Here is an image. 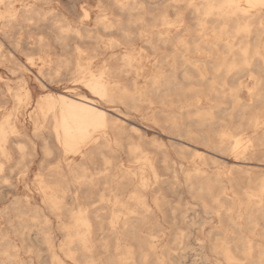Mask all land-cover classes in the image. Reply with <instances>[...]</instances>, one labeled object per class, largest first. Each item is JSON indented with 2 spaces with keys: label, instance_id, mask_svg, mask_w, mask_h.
<instances>
[{
  "label": "bare ground",
  "instance_id": "6f19581e",
  "mask_svg": "<svg viewBox=\"0 0 264 264\" xmlns=\"http://www.w3.org/2000/svg\"><path fill=\"white\" fill-rule=\"evenodd\" d=\"M52 1L0 0V264H264L261 0Z\"/></svg>",
  "mask_w": 264,
  "mask_h": 264
},
{
  "label": "rangeland",
  "instance_id": "374dc122",
  "mask_svg": "<svg viewBox=\"0 0 264 264\" xmlns=\"http://www.w3.org/2000/svg\"><path fill=\"white\" fill-rule=\"evenodd\" d=\"M96 0H54L52 1L51 4H49L48 6H45V8H54V11L57 13H61L64 17L68 18L71 22H77L80 18H82V9L81 6H84L86 9H88L90 16L89 18L84 21L85 23H87V25H89L90 27L94 26V22H93V17L95 16L97 9H96ZM64 9V10H63ZM1 42L8 47V43L5 39L1 38L0 39ZM12 53L15 55V57L19 60V62L22 63L23 67H25V69H21L18 73V76L21 74L23 75L24 78H26L27 84L28 86L32 89L33 94L35 95V97L47 93V92H58L59 90L63 89L66 86V83L63 82H56V83H51L48 86H46L45 88H41L39 86V81L37 79L38 73H37V67L36 66H32L30 65L26 58L13 51ZM19 56V57H18ZM25 65V66H24ZM37 73V74H36ZM0 75L3 76L4 78L10 77L11 79H15V77H12L11 74H8L3 68L0 67ZM249 85H251V83H249ZM62 86V87H61ZM81 93H85V91L83 89H79L78 90ZM240 96L242 99L247 100L248 99V94L246 92L245 89H243V91H241ZM246 96V97H245ZM103 106H106V103H102ZM142 125H144L149 132V135L151 134V131L155 129L154 125L151 124L150 122L147 121H143L140 118H136ZM26 131L27 133H31V126L27 125L26 126ZM231 156V155H229ZM189 160V161H188ZM183 161V163L185 164V167H192V160L188 159ZM191 164V165H190ZM35 167L33 168V172L35 171ZM186 196V197H185ZM180 202L183 204H187L192 208L197 209V205L195 203H193L192 198L189 197L188 194L186 193H182L180 194ZM5 204H7V201L4 202ZM196 212L194 210L189 209L188 210V214L189 217H193L194 214ZM189 217H187V219H189ZM60 235H58V239H57V243L60 240ZM190 257V258H189ZM198 257L193 255L192 253L187 255L186 260L189 263L195 264L198 262ZM194 261V262H192Z\"/></svg>",
  "mask_w": 264,
  "mask_h": 264
},
{
  "label": "snow or ice",
  "instance_id": "6c2138e0",
  "mask_svg": "<svg viewBox=\"0 0 264 264\" xmlns=\"http://www.w3.org/2000/svg\"><path fill=\"white\" fill-rule=\"evenodd\" d=\"M261 3L264 4V0H261ZM188 7H192V8H195V7H203V6H197V5H188ZM166 26H167V22H165ZM131 56V54H130ZM0 170H2V166H0ZM5 183H7V181H5Z\"/></svg>",
  "mask_w": 264,
  "mask_h": 264
}]
</instances>
